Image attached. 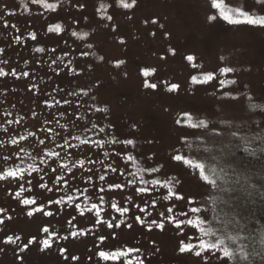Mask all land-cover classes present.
<instances>
[{
  "label": "rangeland",
  "instance_id": "obj_1",
  "mask_svg": "<svg viewBox=\"0 0 264 264\" xmlns=\"http://www.w3.org/2000/svg\"><path fill=\"white\" fill-rule=\"evenodd\" d=\"M42 2L55 4L56 9L46 10L31 3V0H0V17L3 18L0 19V39L4 34L20 37L21 40L15 46H11L10 40L0 41L3 43L0 59L7 61L3 66L5 71L10 73L8 68L17 69L16 80L5 83L12 88L10 92L14 96L10 97L22 96L27 105L22 103L24 108H30L29 112L15 117H24L21 122L27 126L35 124L44 107H32L31 103L35 104L36 97L41 100L46 98L44 93L49 90H44L39 80L35 81L30 75L36 73L32 62L26 65L18 60L19 50H24L27 44L34 41L29 34H35L38 39L35 48L52 42L54 36L75 32L72 37L82 41L72 44L69 39V42L67 39L56 40L58 44L66 42L77 48L73 47L75 53L63 52L61 56L66 63L71 61L73 68L77 67L73 55L82 57L83 60L79 61L82 71L87 66L89 68H86L85 76L79 74L84 81L79 78L73 83L62 81L57 84L62 96L61 103L56 104L57 110L62 112L68 107L63 101L69 100L76 114L73 117H81L74 121L76 125L81 127L92 116L95 117L92 121L97 124L110 131L114 129L116 138L136 141V163L127 159L126 153L132 151L130 146L113 145L106 157L108 171L117 176L124 172L125 180L137 181L135 168L150 169L155 166L158 167L156 178L159 183L171 187L172 182L174 185L170 189L172 196L158 197L163 202L155 207L156 213L148 219L139 217L141 205L135 197L131 200L134 207L123 215L124 218L112 216L109 212L100 213V219L111 223L112 228L107 223L92 225L91 217L95 214L86 210L74 217L73 212L68 214L76 219L66 227L62 206L56 202L57 198L51 196L52 191L27 193L31 197L29 204H33L31 208L21 202L22 197L12 194V190L0 192V217L7 216L0 223V231L5 232L0 236V264H225L217 247H211L203 240L204 237H198L197 231L191 232L192 228L199 227L196 221L203 220L202 214H207L212 204L220 216L224 209V200L214 202L207 196L212 190L195 165L204 164L205 160L210 163L213 155H219L224 146L232 142L264 147V23L255 21L260 14H264V0H135L134 7L128 9L117 7V0ZM118 2L127 4L133 3V0ZM23 3H27V10L22 7ZM102 3L108 5L107 17L112 16L111 20L99 16L97 8ZM83 6L95 7L96 12L86 17L92 26L87 24L81 29L74 25L80 13L72 17L68 14ZM7 12L15 14L5 15ZM60 14L67 16L63 22L59 20ZM210 16L214 19L209 20ZM18 19L27 22L15 23ZM248 20L253 23L249 24ZM4 21L8 22V27H4ZM11 25L19 27L10 31ZM56 26L60 28L58 33L48 31ZM82 44L86 48L84 51ZM88 44L92 47H86ZM7 48L13 50V61L11 56L4 58L7 57ZM189 55L194 58L191 62L186 59ZM55 57L52 56V59ZM17 60L19 65L16 67ZM220 67H230L232 71L221 76ZM25 71L31 72L30 76H26L30 80L28 82H24ZM208 74H212L214 79L203 82ZM194 76L201 83L192 84ZM9 77L12 75L3 76L4 79ZM221 80L224 81L222 85ZM146 83H155L157 87L146 88ZM172 84L179 85L177 91H167ZM73 92L78 95H69ZM8 99L0 100V111L14 113L15 105L10 104H15V100L10 98V102ZM78 104L81 105L79 108L76 107ZM96 107H107V119L105 113L94 111ZM185 113L190 115L189 120L185 118ZM97 117L100 118L99 123ZM67 119L68 116L64 115L62 120ZM177 119L181 120L180 125L175 123ZM97 138L103 137L88 133L85 141L96 149L98 146L92 141ZM191 140L196 147H187ZM102 147L98 158V153L92 150L95 165H100V158H105L103 154L107 147ZM200 149L206 152L195 154ZM177 155L181 156L180 161L174 159ZM149 157L154 162H150ZM113 168L116 172L112 171ZM207 172L205 170L204 173ZM11 179H6V182ZM116 180L108 179L111 183L109 201L121 204L124 197L131 196V193L124 190L126 186L122 182L119 183L120 188L113 187L114 183L117 184ZM139 182L128 184L133 190ZM36 208L41 211H35ZM192 208L198 211L192 212ZM29 211L33 213L31 216ZM158 211H161L160 215ZM44 212H51L52 215L46 216ZM117 223H120L119 227H116ZM44 228L48 232H44ZM92 228L94 232L89 234ZM102 228H108L106 233ZM189 231L192 234L188 235ZM32 235H35V241L29 243V236ZM7 236H11L15 243L6 242ZM16 237L19 239L16 240ZM101 237L104 239L101 240ZM44 240H48L47 246ZM129 249L134 251L127 256H109L107 259L98 256L101 251L110 253Z\"/></svg>",
  "mask_w": 264,
  "mask_h": 264
},
{
  "label": "trees",
  "instance_id": "obj_2",
  "mask_svg": "<svg viewBox=\"0 0 264 264\" xmlns=\"http://www.w3.org/2000/svg\"><path fill=\"white\" fill-rule=\"evenodd\" d=\"M90 7L91 6H83L78 11L69 12L68 16L71 17L78 14L77 12L80 13V18L75 21L74 24L76 27H85L87 24L92 26V23L89 22L86 17L87 15L92 16L96 11H94L95 7ZM97 11L99 16L104 18L107 17L108 9L107 11H101L99 7L97 8ZM64 17L67 18V16L60 14L59 20L63 22ZM18 21L27 22L25 19H18L14 22L17 23ZM255 21H264V14H260ZM67 24L69 23L67 22ZM15 26L19 27L18 25ZM12 28L11 25L9 30L11 31ZM66 39L68 42L69 40L73 42L72 44L82 41L77 37H72V35L62 34L58 37L54 36L52 42L42 45V47L46 49L43 55L33 51L35 44L38 46L36 43V41H38L37 38L32 44H27L25 46V51L19 50V62H32L34 66L31 67L35 68L36 73L30 74L31 72H29V74L35 81L39 80V83L44 87V90L49 89L44 93L47 94L46 98L41 100L40 97H36L35 99L37 100V103H31L32 107H44L43 109L41 108L42 114L35 120V124H28L29 126H27L25 123L21 122V120L19 124L6 123L8 120H17L18 118L15 116L29 112L30 108H24L22 103H24L26 107L27 105L22 100V96L10 97L14 96L12 95V92H10V89L12 88L5 82H14L16 76L7 79L0 77V100L5 99L6 97L9 98L8 100L10 102V98L15 100V104H12V102L10 104L15 105L14 113L11 111H0V115L4 116L0 117V125L7 127V132L0 131V140L5 141L4 146H0V172L7 168H12L17 164H20V167L25 169L24 180H20L18 177L12 178L9 182H6V179L0 180V192L8 193L12 190V194L19 195L23 198L21 200L23 203V200L25 199L29 201L31 200V197L27 196V193L29 192L35 191L42 194L51 189L52 197L57 198V201L60 199L64 200V203L58 204H60L59 206H62L65 226L67 227L68 225H72L73 221L76 219H73V217L76 216L78 212L86 210V206L90 207V203H96L100 209V213L109 212L112 216L114 215L118 218H124L123 215H126L128 211L121 215L120 212L112 207V204L115 203L117 207L127 208L128 210L132 209L134 204L129 202L128 197L130 196H125L121 204L119 201L113 203L109 201L111 183H109L108 179L115 178V180L117 179V184L122 182V185L126 186L124 187V190H126L127 193L130 192L131 197H135L140 201L141 206L138 210L139 217L145 216L146 219H148L156 213L157 209L155 207L163 202L162 199L159 200L158 198L160 195L165 196V198L172 196L170 189L174 184L171 182V187L162 186L160 183L152 185L150 183L151 179L155 178L160 181L156 178V175H159V173H157L158 171L149 176L145 171V168L137 167L135 170L137 172L136 177L138 180L135 181L140 182L138 183V186L132 190L127 180L124 179V175L120 174L121 176H117L116 173L113 174L111 171H108L107 164L105 165L106 157L100 158V165H95V163H93L94 160H92V156L95 154L92 150L95 149L94 145L88 143L81 144V141H85L87 134L91 133L87 132L86 129L90 127L93 122L92 119L95 117L91 116L90 119L82 123L80 127L74 123L77 118L73 117L76 114L74 113L71 104H68V107L62 109L61 112L60 110H57L58 105H56V102H53L56 100H62V96L57 88L58 83L62 81L73 83L74 81L79 80V78L84 81L83 76L86 74V68H89V66H87L84 71H82V63L79 61H82L83 58L77 55H73L75 58L74 61H76L75 66L77 65L78 67V69L77 67H74L73 69L78 73L77 75L70 74L67 69L60 70V66H48L49 62L52 60V56H61L64 55V53L72 54L71 51L74 52V48L77 49L74 45L72 46V44L68 45L66 42H60L58 44V41H56H65ZM2 40L6 42L10 40L9 42L11 46H15L18 43L16 42V37L5 36L4 34H2L0 41ZM1 44L3 43H0V46ZM52 49H55V53H53V51L50 53L47 52ZM85 49L86 48L83 47L82 44V50L84 51ZM82 50L81 52H83ZM6 53L7 57L4 58L8 59L11 56L12 60V56L14 55L13 50L7 48ZM19 62L14 65L17 67ZM4 65L5 64H0V67L4 68ZM71 66L73 67V64H71ZM13 69L15 68H8L10 73ZM53 69L57 70L54 71ZM79 74L83 76L79 77ZM24 80V82L30 81L26 77H24ZM12 85L18 86L19 84L13 83ZM46 104L47 106H45ZM49 104L52 105L51 108L48 107ZM6 113L11 115H6ZM59 113H64V115L68 116L67 121L62 119L59 121V123L66 124L67 129L60 128L56 123L57 114ZM97 120L99 123L100 118L97 117L96 121ZM46 121L49 123H45ZM28 132H32L34 135L29 136ZM54 133H59V135L55 136L53 139ZM21 136L25 138L21 140ZM76 136H79V139H75L74 137ZM10 138H15L17 144L12 145L9 143L8 141ZM64 138L69 140V146L57 147V145L63 144ZM40 140H44L45 143L40 144ZM191 141V144L187 147H196L197 145L193 144L194 140ZM102 148V146L96 147V154L98 153L97 158L101 155ZM201 148H204V146ZM224 148L225 149L221 151L219 150V155H213L210 159V163H207L205 160L204 164H200L203 166V169H199L201 173H203L202 176L207 181L208 187L212 190L207 196L210 199H213L214 202L217 199L221 201L224 200V202L222 201L224 206V209H222V216L216 213L212 204L210 210H207V214L206 212L202 214L203 220L196 221L199 224V227L195 230L192 228L191 232L193 233L194 231H197L198 233H196V235H198V237H204V239H202L211 244V247H217L225 264H264V147L262 148L261 146L254 144L248 145L238 141L232 142L230 145L224 146ZM21 149H24V151L21 152ZM107 150L109 151L110 148H107ZM46 152L49 153V155L45 156ZM205 152V149L204 151L200 149V151L195 152V154L203 155ZM17 153L24 157L23 163L16 159L15 154ZM52 153H59V156ZM112 153L114 152L112 151ZM5 156H9L11 159L5 160ZM42 159L45 161L44 163H40V160ZM150 162H154L153 159H150ZM29 165L36 167L37 171L33 172ZM65 165H67V167H65ZM156 168L158 169V167ZM53 169H55V171H53ZM205 170L208 172L204 173ZM95 175L97 177H94ZM100 175L105 176L104 181L99 179ZM89 177H91V179H89ZM145 180L148 182L145 183ZM28 181H31V183L27 186L26 184ZM65 181H67L66 184ZM117 184L114 183L112 186L116 187ZM21 187H23V190H21ZM85 189H87V191H85ZM68 194L74 197L73 201L67 199ZM101 196L104 197V204L100 203ZM85 197H90V200H85ZM226 202L228 204H226ZM75 203H80L79 209L75 207ZM31 206H33V204H27V207L31 208ZM141 209H143V211H141ZM72 212L74 213L73 217L70 215L67 216ZM93 213L95 214V211H93ZM160 213L161 211H158V215H160ZM95 216L91 217L93 222L92 225L102 226V223H100V225L96 223L97 217ZM6 217L7 216L2 215L0 221H4ZM7 227L10 230V227ZM92 229L93 230L89 231V234L94 232V228ZM106 229L108 228H105L103 231L105 232ZM191 232L189 231L188 235L192 234ZM204 232L207 233L203 234ZM4 233V230L2 232L0 231V236L4 235ZM34 237L35 235L29 236L31 240H33ZM0 238L2 239V237ZM86 240L88 239L86 238ZM22 247H24V244H22Z\"/></svg>",
  "mask_w": 264,
  "mask_h": 264
},
{
  "label": "snow or ice",
  "instance_id": "obj_3",
  "mask_svg": "<svg viewBox=\"0 0 264 264\" xmlns=\"http://www.w3.org/2000/svg\"><path fill=\"white\" fill-rule=\"evenodd\" d=\"M31 3H33V4H38V5H40L42 8L46 9V10H53V11H54V10L56 9V5H55V4H51V3H43L42 0H31ZM134 4H135V0H133V3H127V4H119V2H118V0H117V7H122V8H125V9H128V8H132V7H134ZM27 6H28L27 3H23V4H22V7H24L25 10H27ZM213 6L215 7L216 5H213ZM107 9H108V5H107V4H103V3H102V4L100 5V10H101V11H107ZM114 11H115V10H114ZM14 14H15V13H13V12H7V13H5V15H14ZM116 14L119 15L120 13H116ZM241 15H244V14L241 13ZM0 19H3V18L0 17ZM107 19L111 20V19H112V16H108ZM208 19H209V20H212V19H214V17L210 16ZM226 19H227V18H226ZM232 22L234 23V21H232ZM247 22H248L249 24L253 23L252 20H248ZM260 23H264V21H260ZM4 27H8V22H7V21H4ZM12 27L15 28L16 26H15V25H12ZM17 31H19V29H17ZM48 31H49V32H57V33H58V32L60 31V28H59V26H56V27H54V28H49ZM29 35H30V38H31V39H33V40L36 39L35 34H29ZM72 35L75 36L76 33L73 32ZM16 42H18V43L20 42V37H16ZM121 42H123V41H121ZM86 47L91 48L92 46H91V44H88V45H86ZM2 51H3V50L0 49V53H2ZM33 51H34L35 53H44V52L46 51V49H44V48H42V47H35V48L33 49ZM51 51L54 52L55 49H52ZM83 55L87 56L88 53H83ZM93 55H94V54H93ZM186 59H187L189 62H191L194 58H193V56L189 55V56L186 57ZM27 63H28V62L26 61L25 64L27 65ZM71 63H72L71 61H69L68 63H65L64 58H63L62 56H56L54 59H52V60L49 62V65H48V66H49V67H52L53 65L62 66V69H60V70L67 69V71H68L70 74H72V75H77L78 73L73 69V67L71 66ZM120 63H123V61H120ZM0 64H7V61H6V60H0ZM53 70L56 71L57 69H53ZM231 71H232V69H231L230 67H220V68H219V74H220L221 76H226V75H228ZM143 74H144V75H148L147 72H144ZM7 75L16 76L17 73H16L15 69H13V70L11 71V73H8V72L5 71L4 68L0 67V77L7 76ZM23 75L26 77V76L29 75V73H28L27 71H25V72H23ZM213 79H214V76H213L212 74H208V75H205V76H204V81H203V82H209V81H212ZM191 83L195 85V84H197V83H201V81H198L197 78L194 76V77H192ZM223 83H224V81L221 80V81H220V84L222 85ZM232 83H235V81H232ZM145 87H146V88H152V89H155V88L157 87V85H156L155 83H153V84H147V83H146V84H145ZM178 88H179V85H177V84H172L170 87L167 88V91H169V92H175V91H177ZM69 95H73V96H75V95H78V94H77L76 92H73V93H70ZM84 95H87V93H84ZM60 103H61V102H60L59 100L56 101V104H60ZM63 103H64L65 105H67V104L70 103V101H69V100H65V101H63ZM80 106H81V105H79V104L76 105V107H78V108H79ZM48 107L51 108L52 105L49 104ZM94 111L97 112V113H105V119H107V115H106L107 112H108L107 107H104V108L96 107V108L94 109ZM6 115H10V114H7V113H6ZM34 115H35V114H34ZM89 115H91V112H89ZM189 116H190V115H188L187 113H185V118H186L187 120H189ZM63 118H64V113H59V114H57L56 123L59 125L60 128H62V129H67V125H66V124L59 123L60 119H63ZM22 119H24V117H20L19 119L15 120V121L8 120L6 123H7V124H12V123L19 124V123H20V120H22ZM77 119H81V117H80L79 115H77ZM85 119H86V118H85ZM45 123H49V122L46 121ZM175 123H176L177 125H180L181 120H180V119H177V120L175 121ZM189 126H191V125H189ZM109 128L112 129V126H109ZM0 131L7 132V127L4 126V125H0ZM86 131H87V132L94 133L97 137H101V136L103 137L102 139H101V138H97V139H95V140L92 141V142H93L94 144H96L97 146H105V145H106L107 148H111L113 145H117V144H122L123 146H125V148H128V147L130 146L131 149H132V151L129 152V153H126V155H127V159H128V160H131L134 164L136 163L135 151L137 150V148H136V141H135L134 139H123V140H121V139H119V138H116V137H115L114 129L110 131L109 129H106L104 126H102V124H97L95 121H93V122L91 123L90 127L87 128ZM28 135H29V136H32V135H34V133H32V132H28ZM58 135H59V133H54V137H53V139L55 138V136H58ZM24 138H25V137H23V136L20 137L21 140H23ZM74 138H75V139H79V136H76V137H74ZM8 142L11 143L12 145H16V144H17V140H16L15 138H10V140H9ZM39 143H40V144H44L45 141H44V140H40ZM84 143H86V141H83V140H82V141H81V144H84ZM4 144H5V141H4V140H0V146H4ZM62 146H69V140H68L67 138H64V139H63V144H62V145H57V147H62ZM20 151L23 152L24 149H21ZM52 154L59 156V153H52ZM15 155H16V159H17L18 161H20L21 163L24 162V157H22L19 153L15 154ZM47 155H49V153L46 152V153H45V156H47ZM109 155H110V152L106 149V150L104 151V156H105V157H108ZM4 159H5V160H10L11 157H9V156H5ZM149 159H151V158L149 157ZM174 159H175L176 161H180V160H181V156H180V155H177V156L174 157ZM44 162H45V161H44L43 159L40 160V163H44ZM29 167L32 168V171H33V172L37 171V168H36V167H32V165H29ZM65 167H67V165H65ZM195 167L200 168V169H203V166H202V165H199V164L195 165ZM53 171H55V169H53ZM112 171H113V172H116V169L113 168ZM145 171L148 173L149 176H151V174H152V173H156V172L158 171V169H157L156 167H152V168H150V169L146 167V168H145ZM24 173H25V169L22 168V167H20V164H17V165H15V166L12 167V168H7V169L3 170L2 172H0V180H4V179H8V178H17V177H18L20 180H24ZM201 174H203V173H201ZM121 175H125V173H124V172H121ZM125 178L127 179L126 176H125ZM89 179H91V177H89ZM99 179H100L101 181H104V180H105V176H104V175H100ZM127 182H128L129 184H135V183H136L135 179H133V180H131V181H127ZM144 182L147 183L148 181L145 180ZM28 183H31V181H28ZM66 183H67V181H65V184H66ZM150 183H151L152 185H156V184L159 183V181L156 180L155 178H153V179H151ZM116 187H117V188H120L121 185L117 184ZM21 190H23V187H21ZM101 190H103V189H101ZM49 191H51V189H49ZM85 191H87V189H85ZM66 194H67V193H66ZM67 199H68L69 201H73V200H74V197H73L72 195L68 194V195H67ZM85 200H90V197H85ZM128 200H129V202H131L132 197H131V196L128 197ZM56 202H57V203H64V200H63V199H60V200H58V201H56ZM23 203H24L25 205H27V204L30 203V201L25 199V200H23ZM100 203H101V204H104V203H105V201H104V197H103V196L100 197ZM75 207H76L77 209H79V208H80V203H75ZM112 207H113L114 209H116V211L120 212L121 215H123L124 212L128 211L127 208H119V207H117V205H116L115 203L112 204ZM86 210L89 211V212L95 211V214H96V216H97L96 223H98V224H100V223H107L109 228H112V227H113V225H112L111 223H109L108 221H106V220H101V219H100V209L98 208V205H97L96 203H90V207L86 206ZM35 211H41V209H40V208H36ZM141 211H143V209H141ZM191 211H192V212H196V211H198V209H196V208H192ZM32 214H33L32 211H29V212H28V215H29V216H31ZM44 215H46V216H50V215H52V213H51V212H44ZM185 215H186V213H185ZM114 219H115V218H114ZM137 220L139 221L140 218L137 217ZM0 223H3V221H0ZM120 223H123V221H121ZM120 223H117V224H116V227H119V226H120ZM128 227L131 228L132 225L129 224ZM161 227H162V226H161ZM149 230H150V229H149ZM43 231H44V232H48V229H47V228H44ZM72 235L74 236L75 233H73ZM65 238H66V237H65ZM15 239L18 240L19 237H16ZM34 239H35V238H33V240H34ZM100 239L103 240L104 237H101ZM33 240H30L29 243H32ZM6 242H12V243H15V240H14L11 236H9V237H7V241H6ZM44 244H45V246H47V245H48V240H44ZM131 251H134V250H133V249H129V250H127V251H123V250H121V251H119V252H110V253H105V252L101 251V252L98 253V256H99L100 258H102V259H107L109 256H115V257H119V256H121V255L127 256L128 253L131 252ZM135 251H138V250H135ZM180 251L183 252V251H184V248L181 247Z\"/></svg>",
  "mask_w": 264,
  "mask_h": 264
}]
</instances>
